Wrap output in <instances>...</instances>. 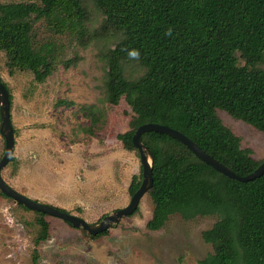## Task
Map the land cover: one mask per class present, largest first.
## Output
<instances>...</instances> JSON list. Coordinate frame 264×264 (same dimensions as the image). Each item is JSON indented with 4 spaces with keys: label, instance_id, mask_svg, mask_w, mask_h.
<instances>
[{
    "label": "trees",
    "instance_id": "trees-1",
    "mask_svg": "<svg viewBox=\"0 0 264 264\" xmlns=\"http://www.w3.org/2000/svg\"><path fill=\"white\" fill-rule=\"evenodd\" d=\"M89 1L104 15L105 27L119 35L104 52L103 83L109 104L124 100L132 109L130 128L118 134L124 147L138 150L136 129L157 122L179 129L239 175L264 161L243 146L219 114L224 110L264 132V0L0 2V52L9 72L29 70L45 81L55 64L50 53L34 45V19L46 17L61 31L71 23L83 27ZM130 61L143 66V74L127 75ZM142 140L154 157L148 191L154 211L147 228H161L176 212L185 218L216 214L203 231L213 250L198 264H264V174L247 181L230 177L164 132L147 131ZM142 178L133 175L131 194ZM18 204L37 213L31 264H39V246L50 235L49 214Z\"/></svg>",
    "mask_w": 264,
    "mask_h": 264
},
{
    "label": "rangeland",
    "instance_id": "rangeland-1",
    "mask_svg": "<svg viewBox=\"0 0 264 264\" xmlns=\"http://www.w3.org/2000/svg\"><path fill=\"white\" fill-rule=\"evenodd\" d=\"M9 1L29 0H0ZM87 7L83 27L71 23L61 31L46 17L34 19V45L50 53L55 64L45 81H37L29 70L11 74L0 52V80L10 88L17 129V160H10L2 174L19 192L97 222L129 203V185L143 167L139 150L127 149L118 138L130 128L131 107L105 98L104 52L119 35L105 27L104 15L91 1ZM144 70L135 61L126 65L131 77ZM219 114L242 137L243 146L264 159V132L224 110ZM4 149L0 131V159ZM153 211L147 192L134 213L96 238L48 215L50 235L39 246V264H198L213 250L203 231L214 224L216 214L185 218L176 212L153 230L146 226ZM36 218L35 211L0 194V264L32 263Z\"/></svg>",
    "mask_w": 264,
    "mask_h": 264
},
{
    "label": "water",
    "instance_id": "water-1",
    "mask_svg": "<svg viewBox=\"0 0 264 264\" xmlns=\"http://www.w3.org/2000/svg\"><path fill=\"white\" fill-rule=\"evenodd\" d=\"M0 119L1 126L0 131L5 138V150L0 159V190L9 197L13 198L17 203H21L31 209L40 211L52 216L60 217L73 226L80 229H84L92 235H96L106 229H110L117 225L121 218L134 213L139 207L142 197L153 187L154 176H153V165L154 157L152 151L142 140V135L147 131H160L167 133L178 140L182 141L190 148L199 158L209 163L217 170L224 174L235 177L239 180L247 181L255 179L264 174V161L252 172L239 175L229 166L215 158L213 155L204 150L198 143L191 139L188 135L180 131L179 129L173 128L169 125L157 123V122H146L141 124L133 135V143L139 150L140 159L143 167L142 171V182L139 188L132 194V197L127 205L118 208L110 213H107L97 222H90L85 218L74 214L70 211L63 210L59 207L44 203L34 198H31L12 187L3 177L2 169L8 164L14 155L15 151V132L11 115V98L9 90L6 84L0 80Z\"/></svg>",
    "mask_w": 264,
    "mask_h": 264
},
{
    "label": "clouds",
    "instance_id": "clouds-1",
    "mask_svg": "<svg viewBox=\"0 0 264 264\" xmlns=\"http://www.w3.org/2000/svg\"><path fill=\"white\" fill-rule=\"evenodd\" d=\"M133 55H136V56H138V53H133Z\"/></svg>",
    "mask_w": 264,
    "mask_h": 264
}]
</instances>
